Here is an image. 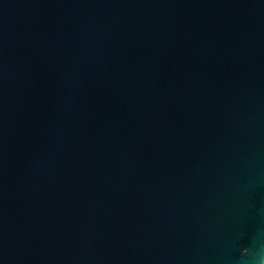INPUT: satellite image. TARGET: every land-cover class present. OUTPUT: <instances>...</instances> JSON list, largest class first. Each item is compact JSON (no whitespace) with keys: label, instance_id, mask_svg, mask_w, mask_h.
I'll return each instance as SVG.
<instances>
[{"label":"water","instance_id":"obj_1","mask_svg":"<svg viewBox=\"0 0 264 264\" xmlns=\"http://www.w3.org/2000/svg\"><path fill=\"white\" fill-rule=\"evenodd\" d=\"M0 264H264V0H0Z\"/></svg>","mask_w":264,"mask_h":264}]
</instances>
